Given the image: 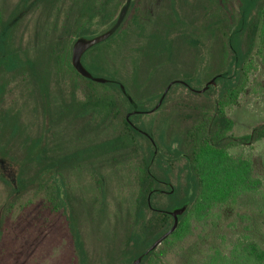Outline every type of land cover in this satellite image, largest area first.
<instances>
[{"label": "rangeland", "instance_id": "rangeland-1", "mask_svg": "<svg viewBox=\"0 0 264 264\" xmlns=\"http://www.w3.org/2000/svg\"><path fill=\"white\" fill-rule=\"evenodd\" d=\"M82 1L0 0V24L1 20H12L14 47L23 58L34 61L41 72L36 76L31 70L1 74L6 92L0 101V117L7 111L19 116L22 133L8 148L20 160L26 142L32 138L42 137L47 155L53 160L123 132V118L129 114L125 110L119 115L76 114L80 112L79 104L89 101L91 94H113L114 86L91 87L66 66L61 69L54 58L57 51H51V45L66 36L75 39L72 48L84 38L64 30L79 12ZM132 1L137 8L131 11ZM241 5L242 0H122L113 21H95L99 26L97 35L118 32L111 40L86 51L83 62L87 66L98 62L107 72L94 70L97 76L115 75L133 104L140 101L147 107L136 117V123H150L161 142L159 147L164 143L177 147V138L185 134L201 110L211 107L220 90V85L212 84L213 91H199L224 69L227 58L226 39L214 21L221 19L223 24L235 25ZM42 74L48 81V93H42L37 82L36 77ZM117 94L116 102L128 107L126 99ZM228 97L225 112L233 121L229 135L248 134L264 122L261 57H256L245 89L233 102ZM130 113L129 118L133 115ZM8 134L2 136L4 141ZM137 137L146 145L144 137ZM228 151L236 158L252 161L261 188L217 208L215 212L219 211L220 216H215L205 229L195 226L193 234L169 247L160 264H189L190 259L191 264L204 263L216 250L231 256L237 243L252 239L264 248V138L232 146ZM142 155L143 149L130 145L61 166L56 176L69 209L56 212H52L49 199L39 187L22 194L19 161L0 157V264H80L69 225L71 213L90 263L126 264L116 256L127 245L140 198ZM185 162V158L175 161L174 183L175 177L184 176L180 168ZM27 171L31 175L36 167L30 165ZM156 203L164 205L167 199L157 197Z\"/></svg>", "mask_w": 264, "mask_h": 264}, {"label": "trees", "instance_id": "trees-1", "mask_svg": "<svg viewBox=\"0 0 264 264\" xmlns=\"http://www.w3.org/2000/svg\"><path fill=\"white\" fill-rule=\"evenodd\" d=\"M51 1L54 3L55 0ZM121 4L122 0H83L73 21L66 23L65 33L84 38L96 36L99 26H95V21L101 24L113 21ZM130 6L131 11L137 8L134 1L130 3ZM214 24L219 25L217 30L226 39L225 66L219 74L214 76L215 84L220 85V90L214 96L211 107L207 106L201 110L200 116L185 131V134L177 138V147H173L172 143H164V147H159L161 142L157 139L158 137L156 138L155 130L150 128V123H143V125L136 123V117L145 113L147 107L140 101L134 105L131 97L127 96L128 91L117 81L115 75L103 77L107 79L106 82H98L81 75L75 69L72 63L74 38L69 39L66 36L55 46L52 44L51 51H57L54 58L57 64L61 65V69L66 66L67 70H72L91 87L114 86L113 94L98 92L91 94L89 101L80 103V109H78L80 112L76 113L78 116L87 114L102 116L110 112L119 115L122 110L132 112L133 115L129 119L126 116L123 118V132L114 139L90 145L53 160L47 155V147L42 137L32 138L26 142L25 155L20 160L12 155L8 148V145L22 133L19 116L11 111L4 112L0 117L2 124L0 157L19 161L18 185L21 193L24 194L29 191V188L37 186L49 199L52 212L66 211L69 205L64 199L62 187L56 176L61 166L74 164V162L91 158L95 154L108 153L130 145L143 149L142 165L139 170L140 198L128 233L127 245L118 252L116 258L120 262L125 260L126 264H132L135 259L143 255L140 264H160L169 247L177 245L193 234L195 226L199 225L205 229L215 216H220L219 211L215 212L217 208L235 201L238 197L258 192L262 182L254 175L252 161L236 158L228 150L235 145L252 144L263 139L264 122L255 126L248 134L232 137L229 131L233 121L226 114L225 107L229 105L228 96L233 102L245 89L249 74L255 69L256 57L259 56L264 60V0H242L241 16L235 25L223 24L221 19L218 22L214 21ZM12 27L11 19L1 20L0 101L3 100L6 92V84L1 80L3 72L21 73L31 70L35 76L41 73L37 70L34 61L29 57L23 58L14 47ZM105 31L106 29L103 30ZM117 32L118 29L105 41L111 40ZM158 44L159 41L155 42V46ZM85 55L86 52L82 56V62ZM84 66L96 77L100 76H97L94 70H105L98 62L88 63V66L84 64ZM46 71L48 72L49 69ZM36 78L41 92L48 93V81L45 75L42 74ZM186 82L190 84L189 81ZM214 89L215 86L211 84L207 92ZM117 92L126 99L128 107L116 102L119 97ZM6 132H9V137L4 141L2 136ZM137 136L144 137L147 141L146 145H142ZM179 158L186 160L183 168H180L184 176L181 177L176 173L178 176L175 177L174 183L172 176L177 170V165L174 163ZM30 165L36 167V171L31 175L27 171ZM160 196H164L167 203L157 205L156 200ZM184 206L186 209L179 215L176 230L155 250L145 255L149 247L172 227L174 217L170 212ZM68 217L80 264H92L75 216L71 213ZM190 260L189 264H191ZM198 264H264V248L257 240L252 239L237 243L231 256L223 255L216 250L204 263Z\"/></svg>", "mask_w": 264, "mask_h": 264}, {"label": "water", "instance_id": "water-1", "mask_svg": "<svg viewBox=\"0 0 264 264\" xmlns=\"http://www.w3.org/2000/svg\"><path fill=\"white\" fill-rule=\"evenodd\" d=\"M113 33H114V30H110V31H107V32L102 33L100 35H97L91 39L82 38L75 43V45L73 47V53H72V63H73V66L75 67V69L81 75L88 77V78H92L98 82H106L107 81V79H105L103 77L93 76L91 74V72L84 66V64L82 62V56L86 52V50H88L92 46L108 39ZM171 84L167 87L166 91L162 95V99H161L160 103L162 102L163 98L165 97V95H166L168 89L170 88ZM211 84H215V78L210 83H208L203 89H201L199 91L204 92L205 90H207L209 88V86ZM130 114L131 113H129L127 115V119H129ZM185 209H186V206H184L182 208L175 209V210L170 212L171 215L174 217V223H173L172 227L167 232H165L162 236H160L149 247V249L145 252V255L150 253L151 251L155 250L170 234H172L176 230L178 223H179V215L182 214L185 211ZM142 258H143V255L138 257L137 259H135L132 264H140L142 261Z\"/></svg>", "mask_w": 264, "mask_h": 264}]
</instances>
